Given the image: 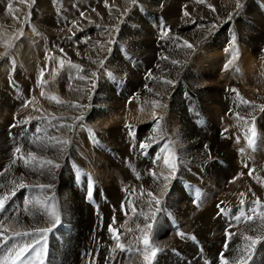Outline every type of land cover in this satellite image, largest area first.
Returning a JSON list of instances; mask_svg holds the SVG:
<instances>
[{"label": "bare ground", "instance_id": "obj_1", "mask_svg": "<svg viewBox=\"0 0 264 264\" xmlns=\"http://www.w3.org/2000/svg\"><path fill=\"white\" fill-rule=\"evenodd\" d=\"M51 1L53 0H42V4L39 2L42 8L41 11L44 10L48 13L57 11L55 13L57 14L56 20L52 22H57L56 26H62L60 31L57 32L62 35V38L60 40L53 37L54 40H58L57 46L53 41L41 46L38 43L33 45L39 53V60L41 59L42 62L38 66L35 64V67H37L34 73L35 76H29L30 78H28L25 70L30 67L25 66L24 70L20 66V64L32 66V64L38 63L37 60L33 63L29 59V57L33 56L30 52L25 51L22 54V58H17L23 52V49L17 46L12 51L10 44L0 43V55L7 53L6 55L19 63L16 68V65L12 68L9 67L11 75L9 74L8 76L10 77H7L11 81H17L18 84L14 82L16 88L8 84L4 76L0 78V115L3 118L0 124V172L2 173L0 175V185H3V187H0V196L3 197L5 193H8L9 197H11L13 190H15V194H20L19 191L22 189L16 187L12 181H15L16 184L24 183L30 187L27 206L21 208L15 216L12 214L5 218L4 221H0V225H10V228L1 236L0 241L12 234L11 232H31L36 227H51L48 216L44 215L43 221H41V217L35 216V213L50 212L51 204L55 203L60 212V223L70 225V233L64 238L62 246L56 240H51L54 237L53 230L55 227L58 228L57 225L47 235L46 243L52 242V248L57 250L56 260H53L56 264H82L83 247H88L92 235L89 233L91 229L85 227L86 223L91 222L92 225L102 220L105 229L103 234H98L97 236H101L103 240L111 242L108 236L114 232L110 228L116 229L115 232L118 231L123 234L124 246L128 248L129 253L107 249L109 262L114 257L113 263H105L106 258L104 255L106 253L103 251L100 258L91 259L89 264H145L143 253L136 254V252L144 246L139 238L144 235V231H146L145 225L148 223L153 224L151 230L148 231L150 241L155 247L161 249L153 264H205L202 257H215L226 241L229 249L225 254V258L229 260V264H232L233 258L246 246L247 242L244 240L246 235L260 236L261 242L252 248L250 255H245V264H264V222L259 219V214L264 212V207L256 205L254 220L247 221L246 219L247 213L248 215L251 214V209L257 199H259L261 205H264V107H262L264 106V54L261 52L262 48H264V37L260 35V28L264 29V15L257 16L255 14V16L249 17L254 28L251 26H241L239 28L235 26L239 22L240 16L237 12L236 0H229L230 2H226V0L225 2H223L224 0H196L194 5L189 6L194 11V17L181 13L185 11V8H182L184 0H137L139 2L137 4H141L137 8V12H141L142 17H139L136 13L129 15V17L126 16L128 19L123 24H129V27L128 29L124 28L121 38L116 40V29L110 28L111 21H115L118 27L119 24L116 18L119 21L120 17L132 5L133 0H114L112 2L111 0H89L92 1L93 13H86L84 10H87V6L80 2V4H77L78 0H54L53 4ZM58 2L60 4H57ZM115 2L117 5H121L120 9L112 5ZM241 2L242 0H240ZM74 6H77V9H74ZM229 6L231 8L229 12H232L231 18L229 21L223 18V21L220 15L227 12L226 9ZM113 7L115 8L113 9ZM78 8L81 13H84V16L81 15L82 18ZM213 9L215 10L213 11ZM1 17L0 23L3 22L4 24L6 18L3 19L4 17ZM76 17L81 18L80 21L83 19L84 22L71 24V28L73 25L78 26V29H74V31H78V34L76 38L70 39L71 33L68 37L65 36L69 33L65 19ZM173 27L175 28V34L179 37H184L187 34H195L197 37V40L192 44V48L184 47L182 51L181 49L179 50L181 51L179 58L183 61L187 60L186 75H183L187 78L186 81L180 76L179 70L174 67L170 68L173 73L172 78L169 76L167 79L158 80V77H162L160 72L166 71L162 70L163 61L159 64L156 63L157 65L153 67L154 69H151V72L149 70L147 72L133 71L131 64L133 62L132 60L129 61V57H127L126 62L120 63L122 54L120 50L116 51L117 49L126 46L125 44L134 45L135 43L136 46H139L142 42L149 48L156 41V38L151 35L152 31L156 29L158 32H169ZM231 28H234V31H231ZM255 30H258L259 34H256ZM48 32H56V30L50 28ZM89 39L100 42V45H98L100 49L96 51L98 53L94 57L92 56L95 53L93 52L94 48L89 44L87 46L83 45V42ZM193 40L195 39L193 38ZM203 41V51H196ZM132 50H127L129 56ZM157 51H165L162 54L163 57L167 54L163 45L162 49ZM135 54L142 60L138 61V63L142 62L141 68L150 67L157 58H153L151 54L146 53V55H138V52H135ZM95 58L98 59L95 61ZM106 58H109V61L106 67H103L105 74L111 73L114 78L111 77L112 80H126L128 86L123 91L126 92L127 88H130V90L123 98H116L114 96L115 93L111 95L109 93L104 96V92L102 93L101 91V97L99 96L98 101H95L96 103H92L93 73L97 71V67L94 68V66L101 64ZM166 59L171 63V59ZM158 60L160 59L158 58ZM61 61H63L62 65ZM119 64H123V68L118 69L116 65ZM77 65L79 66L78 68L76 67ZM35 67L32 66V68ZM4 69L7 68L4 66L0 68V74L4 75L8 72L3 71ZM231 72L233 75L236 73L235 76L238 77V80L241 79L240 83H238L239 81H234L235 77H231L234 80H229ZM214 76H217V79ZM166 80H170L172 83H164ZM30 81L33 82L32 84L37 83L39 85L48 82L47 85H44V89H42L43 87H38L39 91L42 90L44 92L47 86L48 93L46 90L43 95L40 94L39 99L34 104L30 102L31 100L28 97ZM226 85L229 86L231 93L224 90ZM101 87L103 90L105 89L104 86L101 85ZM233 89L236 91H233ZM9 90L15 93V99H11V95H8L7 99ZM183 94L189 97L196 96L199 103V111H202L199 112L195 108L192 109L193 105H187V101L181 98L184 96ZM31 96L30 98L33 99L34 94L33 97ZM53 96L57 97L60 102L58 103L56 100L51 99ZM224 96L228 99L226 102H224ZM241 97L252 106L245 110L239 109L238 113H233L227 118L226 113L232 108L231 102L240 100ZM35 98L33 100H36ZM44 99L45 101L42 102L41 100ZM6 101L15 107L13 113L16 111L20 112L17 118L19 123L27 121L24 126L21 125L20 129H18L20 127L18 123L12 118V114L8 115V117L11 116L10 119L6 116L9 113ZM28 102L31 103V106L29 105L26 108ZM179 104L185 108L182 114L175 107V105ZM89 105H95V109L90 115L86 113ZM127 105L129 108L126 107ZM82 114L87 115V120H84L86 125L83 124L88 132L87 134L98 137L104 144L103 146L105 148L109 146L111 150H113L116 143L117 156L121 153L124 157L120 159L118 165L110 158L111 155L95 151V148L87 141L84 130L85 138L80 145L81 149H83L81 158L84 162L81 165L92 170L99 180L98 182L108 187V189L114 182L107 179L108 176L106 177L105 173L98 169L101 165L104 168V164L110 162L109 165L112 163L116 168L120 165L132 168L133 172L125 175L132 181L135 180L139 170L136 168L140 165L138 164V157L131 155L129 148L124 150V148H121L122 145L119 144H123V142L119 141L126 136L129 145H133V142L128 139L126 124L133 125L131 128L135 134L141 131L139 135L142 132L149 131L151 127L161 128V133L154 134L151 137L150 147L147 149L152 153V158L143 162L142 168L145 165L146 171L136 178L138 186L118 189L114 186L109 189V199L101 204L99 214L101 219L99 216H95L96 213L94 214L95 210L92 209L93 207L87 208L89 213L85 212L86 208L81 207V204L84 203L83 194L72 187L73 176L67 166L70 163V154H72V151L77 150V146L76 140L71 143V136L68 135V131L64 135L62 133L54 134L47 131L46 128L45 140H43V133L39 136L35 135L34 140L29 138L15 142L9 140L10 138L7 139L6 136V132L9 133V131H12V133L14 131L21 133L20 131H22V133H30L31 135L33 131L27 132L26 130L28 129L25 130L24 128L41 127L43 126L42 123L47 125L53 119H62L64 124L67 123L72 128L78 115ZM194 115H204L207 118L208 122L204 128L207 133L206 138L198 133H203V131L197 130V132L196 128L191 126V123L193 124L197 120ZM251 116V119L255 120H249ZM222 117L226 125L223 122L221 123L227 128L220 126L221 123L219 122ZM11 126H15V129H12ZM252 128L255 129V137L251 136ZM223 130H225V133L221 135L220 133ZM63 131L65 132V130ZM75 135L77 134L75 133ZM37 136L41 143L37 141ZM256 136H259L258 140H256ZM89 138L91 137H88V140ZM204 139H207L210 143L208 144L207 141V144H204ZM233 139L238 140L236 147L241 152V156H239L241 160H245L250 164L248 168H255L256 170L252 177L248 178L247 176L244 181H237L232 186H229V190L226 191L225 186H223L224 180L231 179V175L240 171L236 166L238 161L236 162V159L234 161V156L231 154L233 152L228 148L229 145H232ZM65 140L68 141L67 144L60 143ZM255 141L256 143L259 142L257 148L253 145ZM44 145H47V147H44ZM17 147L22 148V153H16L15 149ZM204 148L206 151H204ZM120 149L124 151L121 152ZM37 151L39 152L37 153ZM29 152L34 153L37 160L26 166L24 160L19 157L23 155L25 158L31 159L28 157ZM208 152H210V156ZM248 152L251 153L252 162L245 155ZM225 154L226 156H224ZM165 159H169L171 163L176 165L175 171L172 170L170 164L164 163ZM46 160H52L53 164H59L60 166L54 168L43 163ZM222 162H225V164ZM188 168L193 169V173L200 175V177L190 173ZM134 171L136 172L134 173ZM153 172H155V176H153ZM247 172L248 169L243 168L239 174L243 176ZM164 177H168V179L165 181ZM180 181L186 184L188 193L184 189L180 190L177 188ZM193 183H196L200 189L202 199L201 194L190 190ZM41 184H51L52 188L41 189L38 187ZM165 184L167 185L166 188ZM124 193L130 196V204L126 205V210H121L118 204L124 197ZM130 193L134 195L132 196ZM148 193H152L161 203L155 205L153 202V206L150 209L148 201L152 200V197ZM208 193L215 194V196L209 202H205V198L209 196ZM242 193L243 195H241ZM241 200H244L243 205L240 204ZM47 201L49 202L46 203ZM46 204L48 205L47 209L45 208ZM112 205L114 208H112ZM197 205L201 207L197 209ZM157 207L162 209V211L155 212ZM220 207H224V212L220 213ZM113 212H117L118 215L112 221L110 216ZM153 213H155V222L151 219L147 221L144 219V216L151 217ZM237 215L241 216L240 220L234 219ZM170 219L177 220L176 224L182 223L183 225L172 230L171 236L162 234L155 240L154 238L163 227L166 230L168 229L167 222L164 220L169 221ZM233 221L236 222L233 229L222 228L226 222ZM5 226L0 228V231H3ZM193 232L198 234V241L204 245L203 254L196 260L192 259L198 254L197 244L192 240L194 239ZM180 233L184 235L181 236ZM229 233H232L231 237H229ZM32 239H35V237H28L24 241ZM222 241L223 243H221Z\"/></svg>", "mask_w": 264, "mask_h": 264}, {"label": "rangeland", "instance_id": "obj_2", "mask_svg": "<svg viewBox=\"0 0 264 264\" xmlns=\"http://www.w3.org/2000/svg\"><path fill=\"white\" fill-rule=\"evenodd\" d=\"M45 1H47V0H45ZM54 1V0H53ZM53 1H51L52 2V4L54 3ZM112 1H114V0H111V2ZM222 1V0H221ZM42 4V0H0V5H1V7H0V12H2L1 14H0V16H2L1 18H3V19H5L6 21H4V24H3V22L2 23H0L1 25H0V43L2 44V43H8V44H10V49H12V51L13 50H15V48L17 47V46H19L21 49H23L22 51V53L21 54H19V56L17 57V58H22L23 56H22V54H24V52L26 51H28V52H30L31 53V55H33V56H31V57H29V59L31 60V61H33V63H34V61L36 62V60H37V62L38 63H34V64H32V66L33 67H35V64H37V66L39 65V63L41 62V59L39 60V58H40V56H39V53L37 52V50L33 47V45H35V43H38V44H40V46L41 45H43V44H48L50 41H53L54 42V44L57 46L58 45V40H54L53 39V37H56V38H58V39H60L61 40V38H62V35L61 34H58L57 32L58 31H60V29L62 28V26H56L55 24H57V22L56 23H53V22H55V20H56V16H57V14H55V13H57V11H55L54 13L53 12H45L44 10H42L41 11V4ZM83 3V4H85V6H87V10H84L86 13H93L94 12V9H93V7H92V1H89L88 0V2H87V0H78L77 1V4H80V3ZM184 3H183V6H182V8H185V11H183V12H181L183 15H189V16H192V17H194V15H193V12L194 11H192L191 9H190V7L189 6H192V5H194L195 3H196V0H184L183 1ZM223 2H225V0L223 1ZM226 2H230L229 0H226ZM16 3V4H15ZM22 3V4H21ZM89 3V4H88ZM137 3H139L137 0H136V2L135 3H133L132 2V5L131 6H129V8L127 9V11L123 14V16L122 17H120V19H119V21H118V18H116L117 19V22H118V24H119V26L117 27V23H115V21H111V24H110V28H112V29H116V33H115V35H116V37H115V39L117 40V39H119V38H121V35H122V31L124 30V28H127L128 29V27H129V24L128 25H125V24H123V23H125V21H126V19H128L127 17H129V15H132L133 13H136V14H138V16L139 17H142V15H141V12H137V8H138V6L139 5H141V4H137ZM57 4H60V2H58ZM241 4V7H239V8H237V12H238V14L240 15L239 16V22H237L236 24H235V26L237 27H241V26H251L252 28H254V25H253V23H251V20L249 19V17H253V16H255V14L258 16V15H264V8H262V6H261V4L263 5L264 4V0H242V2L240 3ZM89 5V6H88ZM112 5H114L115 7H118L119 9L121 8V5H117L116 4V2L114 3V4H112ZM246 5V6H245ZM96 6H98L99 7V5L98 4H96ZM40 7V8H39ZM115 7H113V9L115 8ZM131 7V8H130ZM9 8L11 9V10H9ZM256 8V9H255ZM4 9V10H3ZM74 9H77V6H74ZM118 9V10H119ZM131 9V10H130ZM36 10V11H35ZM78 10H79V8H78ZM78 10H76V11H78ZM227 10V12H225V13H221V18H222V20H223V18H225V20H227V21H229V19L231 18V15H232V12L230 13L229 12V10H231V8H230V6L226 9ZM41 11V12H40ZM80 12V17L82 18V16H84V13H83V15L81 16V10H79ZM182 11V10H181ZM38 12V13H37ZM249 12V13H248ZM250 12H252L251 14H250ZM227 13V14H226ZM254 13V14H253ZM258 13V14H257ZM40 14V15H39ZM140 14V15H139ZM243 14V15H242ZM248 14H250V16H248ZM35 15V16H34ZM37 15V16H36ZM45 15V16H44ZM53 15H54V17H53ZM253 15V16H252ZM127 16V17H126ZM53 17V18H52ZM44 20H42V19ZM46 18V19H45ZM49 18V19H48ZM68 18V17H67ZM81 18H79V17H76V18H72V19H65V23H67V30L69 31V33L67 34V35H65L66 37H68L69 35H70V33H71V37H70V39L71 38H76L77 37V34H78V31H74V29H78V26H76V25H73L72 26V28H71V24L72 23H75V24H78V22H84V20L82 19V21H80L81 20ZM41 19V20H40ZM48 19V20H47ZM52 19V20H51ZM79 19V20H78ZM142 19V18H141ZM162 19V18H161ZM7 20H8V22H7ZM40 22H38V21ZM77 20V21H76ZM123 20V21H122ZM13 21V22H12ZM53 21V22H52ZM224 21V20H223ZM46 22V23H45ZM48 22H50V23H48ZM34 23V24H33ZM115 23V24H114ZM42 25H44V26H42ZM42 26V27H41ZM173 26V25H172ZM4 27V28H3ZM117 27V28H116ZM7 30H6V29ZM34 28V29H33ZM50 28H53V29H55L56 30V32H48V29H50ZM44 29H47V30H44ZM136 29V28H135ZM135 29H133V30H135ZM36 30V31H35ZM231 31H234V28L232 29H230ZM12 31V32H11ZM32 31V32H31ZM40 31V32H39ZM264 32V29L262 28H260V35L261 36H263L264 37V33H262V32ZM5 32V33H4ZM10 32V33H9ZM42 32V33H41ZM83 32V31H82ZM13 33V34H12ZM76 33V34H75ZM255 33L256 34H259V31L258 30H255ZM45 34V35H44ZM7 35V36H6ZM56 35V36H55ZM152 37L153 38H156V41H155V45L157 46H155L154 44H152V45H150L149 46V48H147V46H146V44L144 43V42H142L139 46H136V44L134 43V45L133 44H125L126 46H124V47H120V49H117L116 51H119L120 50V52H121V54H122V56H120V58L122 59L121 61H120V63H124V62H126V59H127V57H129L128 59H130L129 61H131L132 60V62L133 63H131L132 64V67H133V71H138V70H140L141 72L142 71H144V72H147L148 70H149V72H151L152 70L151 69H154L153 67L154 66H156L157 64H159V63H162V61L164 62V67L162 66V70H166L165 72H160L161 73V75H162V77L160 78V77H158V80L160 79V80H163V78L164 79H167L169 76L172 78L173 77V73H172V67H174V68H176V69H178L179 70V73H181L180 74V76L182 77V79L183 80H187V78L185 77V76H183V75H186V69H187V60L186 61H183L182 59H180L179 57H180V52L182 51V49L184 48V47H186V46H184V41H187L189 44H193L196 40H197V37L195 36V34L194 35H190V34H187V35H185L184 37H179L178 35H176L175 34V28L173 27V29H171L169 32H166V31H162V32H158L156 29H155V31H152ZM12 38H11V37ZM258 36V35H257ZM140 37H142L141 35H140ZM171 37H173V38H171ZM8 38V39H7ZM10 38V39H9ZM14 38V39H13ZM163 38V39H162ZM193 38L195 39V40H193ZM13 39V40H12ZM12 40V41H11ZM73 40V39H72ZM9 41H11L10 43H9ZM205 41V40H204ZM204 41L201 43V45H199L198 46V49H196V51H199V52H202L203 51V48H202V45L204 44ZM65 42V41H64ZM84 44V46H87V44H89V45H91L93 48H94V51L93 52H95V53H93V57H94V55H96L98 52H96L97 50H99L100 49V47L98 46V45H100V42H98L97 40H94V39H89V40H86V41H84L83 42ZM144 43V44H143ZM161 43V44H160ZM168 43H169V45H168ZM0 44V45H1ZM26 45V47H24ZM28 45V46H27ZM154 45V46H153ZM159 45H160V47H159ZM162 45L166 48V52H167V54H165L164 55V57L162 56V54L163 53H165V51H157V50H160V49H162ZM151 46H153V47H151ZM168 46V47H167ZM99 47V48H98ZM136 47V48H135ZM145 47V48H144ZM28 48V49H27ZM126 49V50H125ZM132 49H134V50H132ZM138 49V50H137ZM156 49V50H155ZM181 49V51H179ZM127 50H132L131 51V54H130V56L127 54ZM140 50V51H139ZM145 50V51H144ZM152 50V51H151ZM168 50V51H167ZM150 51V52H149ZM157 51V52H156ZM135 52L137 53H139L138 55H144L145 53L146 54H151L152 55V57L153 58H156L155 59V61L152 63V65L150 66V67H148V68H146V67H143V68H141V64H142V62H140V63H138V61L140 60V61H142L140 58H139V56H137L136 54H135ZM160 53V55H159V53ZM261 52H262V54H264V48H262V50H261ZM30 53H28V55H30ZM134 55H133V54ZM153 53V54H152ZM7 53H3V54H1L0 55V68H2L3 66L5 67V68H7V69H4L3 71H5V72H7L6 74H0V78L2 77V76H4L5 78H6V82H8V84L11 82V79H8L10 76H8L9 74L11 75V69L10 68H12V67H14L15 65V68L18 66V62L17 61H14L13 59H12V57L10 58L8 55H6ZM145 54V55H146ZM13 55V54H12ZM176 55V56H175ZM238 55V54H237ZM124 56V57H123ZM233 56H235V55H233ZM39 57V58H38ZM38 58V59H37ZM124 58V59H123ZM158 58L160 59V60H158ZM165 58H168V59H171V63L170 62H168L167 61V59L165 60ZM177 58V59H176ZM98 58H95L94 60L96 61ZM163 59V60H162ZM179 59V60H178ZM124 60V61H123ZM137 60V61H136ZM165 60V61H164ZM104 61V62H103ZM102 62H101V64L99 63V65H97V66H94V68L95 67H97V71L95 72L96 73V75H94V79L92 80V88H93V92L91 93L92 94V103H96L97 101H98V99H99V96L100 95H102L101 94V91H102V93L104 94V96L105 95H108L109 93V95H111V94H113V93H115L114 94V96L116 97V98H123V97H125L126 96V93L130 90V88H127V90H126V92H124L123 90H125L126 88L125 87H127L128 86V82L126 81V80H119V81H117L116 79L115 80H112V78H113V76H109V75H106L105 74V72H104V68L106 67V65H107V63H108V61H109V58H106V59H104ZM123 61V62H122ZM172 61H177L178 63H176V65H174L173 63H172ZM183 61V62H182ZM98 62H99V60H98ZM17 63V64H16ZM42 63V62H41ZM157 63V64H156ZM167 63H168V65H167ZM183 65H182V64ZM264 63V62H263ZM137 64V65H136ZM155 64V65H154ZM181 64V65H180ZM185 64V65H184ZM20 66L24 69V67L26 66V67H30L29 69H30V71H29V69H24L25 70V72H27L26 73V75L28 76V78H30V77H33V76H35V69H37V67H35V68H32V66L30 65H23V64H20ZM123 64H119V65H116V67L118 68V69H121V68H123ZM226 66V65H225ZM10 67V68H9ZM104 67V68H103ZM152 67V68H151ZM171 68V69H170ZM181 68V69H180ZM183 68H185V69H183ZM226 68V67H225ZM33 69V70H32ZM236 69V68H235ZM32 71V72H31ZM182 71V72H181ZM1 72V71H0ZM29 73V74H28ZM32 73V74H31ZM94 73V74H95ZM98 73V74H97ZM165 73V74H164ZM103 74V75H102ZM164 74V75H163ZM172 76H171V75ZM233 75V73L231 72L230 73V79L229 80H234V79H231V77H235V80L234 81H239L238 83H240L241 82V79L240 80H238V77H236L235 75H236V73H234V75ZM138 75V74H137ZM30 76V77H29ZM116 76H118L117 74H116ZM164 76V77H163ZM8 77V78H7ZM112 77V78H111ZM178 78H180V77H178ZM214 78L215 79H217V76H214ZM104 79V80H103ZM107 79V80H106ZM114 79V78H113ZM112 80V81H111ZM94 81V82H93ZM111 81V82H110ZM14 82H15V80H14ZM122 82V83H121ZM131 82V81H130ZM16 84H18L17 83V81L15 82ZM30 85H29V90H30V92L28 93V97H29V99L31 100L30 102H32V104H34V102H37V100L39 99L38 97H40V94H42V93H44V92H46V90L48 89L47 88V86H46V89H45V91L44 92H42V90L41 91H39L38 90V87H40V88H42V89H44V85H47L48 84V82L47 83H42V84H37V86H35V88L34 89H30V87L31 86H33V85H35V83L34 84H32L33 82L32 81H30ZM100 83H101V85L102 86H104L105 87V89L103 90V88L101 87V85H100ZM107 83V84H106ZM119 85L118 87H115L114 85ZM106 85V86H105ZM38 91H37V90ZM95 89V90H94ZM121 89V90H120ZM225 91H227V92H229L230 91V93H231V90L229 89V86L228 85H226L225 86V89H224ZM118 91V92H117ZM35 92V93H34ZM37 92V93H36ZM38 92H39V94H38ZM47 93H48V90H47ZM33 94H34V97H33ZM8 95L10 96V98L12 99H15L16 98V95H15V93L13 92V91H11V90H9L8 91V93H7V99H8ZM32 95V96H31ZM184 96H182L181 98L184 100L185 99V101H187V105H189V106H191V105H193L191 108L192 109H196L197 111H199V103H198V100H197V97L196 96H187L186 94H183ZM198 95H199V93H198ZM30 96L31 97H33V99L35 98L36 100H33L32 98H30ZM101 97V96H100ZM224 98V102H226L228 99H227V97H223ZM232 98H235V97H232ZM242 98V97H241ZM191 99V100H190ZM42 102H44L45 101V99L44 100H41ZM96 101V102H95ZM134 101V100H133ZM242 101H246L244 98H242V99H240V100H237V101H235V102H231L232 103V108L226 113V117L228 118L230 115H233V113H238L240 110H245V109H247L248 107H251L252 105L247 101V103H244V102H242ZM30 102H28L26 105V108H28L29 107V105L31 106V103ZM193 103V104H192ZM8 104V105H7ZM130 104V103H129ZM128 104V105H129ZM236 104V105H235ZM249 104V105H248ZM6 105H7V107H8V109H9V113L6 115L7 117H8V115H11L12 116V118H14V121H16V123H18V126H20V127H18V129H20L22 126H24V123L23 122H21V123H19V121H17L18 119V117H19V113L16 111V112H14L13 113V111H14V106H12L11 104H9L7 101H6ZM75 105V104H74ZM128 105L126 106L127 108H129L128 107ZM197 105V106H196ZM179 106V107H178ZM140 107V106H139ZM175 107H176V109L182 114L183 112H184V110H185V108H184V106L183 105H181V104H179V105H175ZM198 107V108H197ZM94 109H95V105H92V106H90L89 105V107L87 108V114L88 115H90V114H92L93 113V111H94ZM240 109V110H239ZM11 110H12V112H11ZM237 110V111H236ZM19 111V110H18ZM202 111V110H201ZM201 111H199V112H201ZM80 112H82V111H80ZM79 112V113H80ZM192 112H196V111H192ZM85 113V114H86ZM85 114H82V115H78V117H77V119H76V121L74 122V124H73V126H72V128L71 127H68L69 125L67 124V123H63V120L62 119H59V120H55V119H53L50 123H48L47 125L45 124L44 125V123H42V125L43 126H41V127H32V128H29V127H26V128H24L25 130L26 129H28V130H26L27 132H29V131H33V134H31L30 135V133L29 134H27V135H29V138H30V140H34L35 139V135H41L42 133H43V140H45L46 139V132L47 131H50V132H53L54 134H61L62 133V135H64V134H66V132L68 133V135H70L71 136V143L72 142H74V140H76V146H77V150L76 151H72L71 153L72 154H70V161H75L76 159V162L78 163V164H82L84 161H83V159L81 158V155H82V152H83V149H81V147H80V145L83 143V141H84V138H85V133H86V137H87V141L89 142V144L91 143V145H92V147L93 148H96V146H97V144H98V141H100V139L98 138V137H93V135L92 134H87L88 132L85 130V126L84 125H86V123H85V121L87 120V115H85ZM197 114V113H196ZM14 115V116H13ZM11 116H9L8 117V119H10V117ZM194 116H196L197 117V120L192 124L191 123V126H193L194 128H196V131L198 130V131H203V133H200V132H198L200 135H202L204 138H206L207 137V133L204 131V128L206 127V125H207V122H208V120H207V118L204 116V115H194ZM85 117V118H84ZM79 118V119H78ZM252 118V116L249 118V120H255V119H251ZM2 117H1V115H0V124L2 123ZM85 120V121H84ZM222 120V121H221ZM56 121V122H55ZM79 121V122H78ZM58 122V123H57ZM84 122V123H83ZM221 122H223L224 124H225V120L223 119V117L220 119V122L219 123H221ZM15 123V124H16ZM23 123V124H22ZM52 123V124H51ZM55 123V124H54ZM223 123H221L220 124V126H223V128H225L226 126V124L224 125ZM54 124V125H53ZM61 124V125H60ZM67 124V125H66ZM84 124V125H83ZM22 125V126H21ZM64 125V126H63ZM133 126V125H130V124H126V126ZM227 125H228V123H227ZM49 126V127H48ZM52 126V127H51ZM83 126V127H82ZM82 127V128H81ZM228 127H229V125H228ZM11 128L13 129H15V126H11ZM46 128H47V131H46ZM60 128V129H59ZM81 128V129H80ZM227 128V127H226ZM11 129V130H12ZM35 129H36V131H35ZM43 129V130H42ZM53 129V130H52ZM55 129H56V131H55ZM65 130V132L63 131V130ZM73 129V130H72ZM83 129V130H82ZM126 129H127V131H128V135H130V133H129V130H128V127H126ZM143 129V128H142ZM84 130H85V133H84ZM151 130V131H150ZM152 130H153V132H152ZM43 131V132H42ZM70 131H72V132H70ZM83 131V132H82ZM150 131V132H149ZM149 131H145V132H142L140 135H139V133L141 132V131H139V132H137L136 134L138 135V138L137 139H134V138H130V140L133 142V145H129V143H128V140H127V138H126V136H124V138H123V140H120L119 142H123V144H121V143H119L120 145H122V147L121 148H124V150H126L125 148H129L130 149V153H131V155L133 154V155H135V156H137L138 157V164H140L139 165V167H136L137 169H139L140 170V172H139V170L137 171V176H136V178H138V176L140 175V174H142V173H144L145 171H146V167H145V165L143 166V168H142V164H143V162L144 161H146V160H150L151 158H152V153L148 150V149H146V150H144V149H139L140 148V145L142 144V143H144V141L146 142V141H148L149 140V137L151 138L152 136H154V134H158V133H161V128L160 127H151L150 129H149ZM11 132V133H10ZM21 133H22V131H20ZM149 132V133H148ZM16 133V131H14V133H12V131H9V133L8 132H6V136H7V139H9V140H12V141H17V140H24V139H29V138H22V136H23V134L24 133ZM40 133V134H39ZM72 133V134H71ZM75 133L77 134V135H75ZM132 133H134V132H132ZM225 133V130H223V131H221V135H223ZM9 134H12V135H9ZM26 134V133H25ZM120 134H123V133H120ZM135 134V133H134ZM22 135V136H21ZM67 135V136H68ZM79 135V136H78ZM88 135V136H87ZM38 136H37V138H38ZM74 136H76L75 138H74ZM122 136V135H121ZM18 137V138H17ZM45 137V138H44ZM88 137H91V138H89V140H88ZM142 137H144V138H142ZM235 137V136H234ZM36 138V139H37ZM81 138H83V139H81ZM77 139H79V140H77ZM259 139V136H256V140H258ZM234 140V139H233ZM232 140V141H233ZM37 141H39V138L37 139ZM79 141V142H78ZM82 141V142H81ZM207 139H204V141H203V143L204 144H207ZM238 141V140H237ZM40 142V141H39ZM263 142H264V135H263ZM41 143V142H40ZM80 143V144H79ZM127 143H128V145H127ZM210 142L208 141V144H209ZM254 143V142H253ZM252 143V144H253ZM255 143H256V141H255ZM253 144L254 145V147L256 146V144ZM90 145V146H91ZM104 145V144H103ZM127 145V146H126ZM233 145V144H232ZM232 145H229V149L231 150V152H233V153H231L232 154V156H234L233 158H234V161H235V159H236V166H237V169L238 170H240V172H241V170H243V168L244 169H248V172L246 173V174H243V176H241L238 172H237V174H234V175H231L232 176V178H233V181H231V180H228V179H230V178H228V179H225L224 180V182H223V186H225V189H226V191H228L229 190V186H232V184H234V183H236L237 181L238 182H242V181H244L245 179H247V176H248V178H250V177H252V175L254 174V171L256 170L255 168L254 169H250V168H248L249 167V165L250 164H248L245 160L244 161H242L241 160V158L239 157V156H241V152H240V150H238V147H236V145H234V146H232ZM205 146V145H204ZM109 147V146H108ZM107 146H106V148H108ZM150 147V146H149ZM148 147V148H149ZM115 148H116V143H115V146L113 147V152L115 153V157L114 156H112L111 154H108L109 156H110V158L112 159V160H114L115 161V163H117L118 165H119V162H120V159H123L124 157H123V155L120 153V155L119 156H117V153H116V150H115ZM120 148V147H119ZM119 148H118V150H119ZM225 149H227V148H225ZM233 149V150H232ZM104 151H105V149H103ZM121 150V152H123L124 150L123 149H120ZM234 150H235V152H234ZM136 151V152H135ZM204 151H206L205 150V148H204ZM227 151H228V149H227ZM39 151H37V153H38ZM77 152V153H76ZM81 152V153H80ZM113 152H111V153H113ZM120 152V151H119ZM135 152V153H134ZM138 152V153H137ZM238 152V153H237ZM149 153V154H148ZM208 153H210V152H208ZM240 154V155H239ZM139 155V156H138ZM141 155V156H140ZM151 156V157H150ZM156 156H159V155H156ZM224 156H226V154L224 155ZM16 157V156H15ZM18 158V157H17ZM247 159H249V161H251L252 162V160L253 159H251V158H247ZM80 160V161H79ZM199 160V159H198ZM140 161V162H139ZM71 163V162H70ZM110 163V162H109ZM109 163H107V164H104V168H103V165H101V167H99L98 169L100 170V171H102V172H104L105 173V176L107 177V179H109L110 181L112 180L113 182H114V184H111V187L109 188V189H112L114 186H116V189H118V188H123V187H128V186H133V187H137L138 186V181L136 180V178H135V180H131V179H128V177L127 176H125L126 174H128L129 172H133V169L132 168H130V167H124L123 165H120L118 168H116V166L114 165V164H112L111 163V165H109ZM223 163V162H222ZM239 163V165H237ZM223 164H225V162L223 163ZM243 164V165H242ZM246 164V165H245ZM248 164V165H247ZM99 165V164H98ZM122 166V167H121ZM243 167V168H242ZM122 170H121V169ZM127 168V169H126ZM131 170H129V169ZM145 168V169H144ZM118 169V170H117ZM183 169V168H182ZM105 170V171H104ZM125 170V171H124ZM184 170V169H183ZM253 170V171H252ZM188 171L190 172V173H192V174H194L193 173V169H191V168H188ZM136 171H134V173H135ZM1 173V172H0ZM113 173V174H112ZM249 173H251V174H249ZM108 174V175H107ZM249 174V175H248ZM195 175V174H194ZM111 178H110V177ZM196 177H200V175L198 176V174H196L195 175ZM237 176V179H234V177H236ZM231 178V179H232ZM242 178V179H241ZM125 179V180H124ZM228 180V181H227ZM240 180V181H239ZM125 181V182H124ZM185 181V180H184ZM97 183H99V185L100 186H102L101 184H100V182H97ZM128 183V184H127ZM180 183H182L185 187H186V184H184L183 182H181L180 181ZM118 184V185H117ZM191 184V183H190ZM225 184V185H224ZM118 186V187H117ZM103 188H104V190L106 189V192H107V196L109 197V192H110V190L108 189V187H106V186H102ZM177 188L178 189H183L181 186H180V184H178L177 185ZM21 191V192H20ZM19 191V195H24V194H26L27 193V196L29 197V194H30V187L29 186H27V188H25V191H24V188L22 189V190H20ZM226 193V192H225ZM38 194H39V192H38ZM209 194V193H208ZM130 195H134V194H132V193H130ZM84 196V195H83ZM215 196V194H212V193H210L209 194V196L207 197V198H205V202H209L210 200H211V198L212 197H214ZM220 196H221V194H220ZM1 197V196H0ZM53 198H54V196H53ZM108 198H106L103 202H106V200H107ZM85 200V199H84ZM217 200H218V198H217ZM85 203V202H84ZM84 203H82L81 204V207H83L84 209L86 208V210H85V212H87V213H89V211L87 210V208H92L93 207V205L92 206H89L88 204H84ZM130 204V202L127 204V206ZM83 205V206H82ZM93 210H95L94 211V214H95V216H99V214H100V211H98L96 208H92ZM97 210V211H96ZM100 217V219H101V216H99ZM133 218V217H132ZM177 220H179L178 218H177ZM102 222V223H101ZM99 225V226H98ZM180 225H183L182 223H178V224H175L174 226V228L173 227H170V231H172V230H174L175 228H177V227H179ZM2 226H5L4 224L2 225ZM10 225H6L5 227H4V229H8V228H10L9 227ZM57 227L58 228H56L55 227V229H58V231H60V232H62V234H63V236H64V238L65 237H67L68 235H69V233H70V225L69 224H67V223H65L64 225L63 224H61V223H59V224H57ZM87 229H91L90 231H89V233H91V234H94V233H97V235L98 234H103V231H104V223H103V220L102 221H99V223H97V224H92L91 225V222H87L86 223V226H85ZM92 227V228H91ZM101 227V228H100ZM63 228V229H62ZM94 228V229H93ZM228 229V228H227ZM99 230H100V232H99ZM107 231H108V229H107ZM228 231H232V230H228ZM224 232V231H223ZM12 234H13V232H11ZM85 233H86V229H85ZM162 234H166V235H172V233L171 232H169V229H165L164 227L159 231V233L157 234V236L154 238L155 240L157 239V237L158 236H160V235H162ZM213 235V234H212ZM165 236V235H164ZM0 240H1V236H0ZM57 241V240H56ZM58 242V241H57ZM59 245H61L60 243H58ZM63 244H64V242H63ZM62 244V245H63ZM125 245V240L123 239V246ZM50 249V250H49ZM47 254L48 253H50L51 251H54L55 249H53L52 248V242H47ZM119 252H121V251H119ZM127 254L129 253V250H127V252H126ZM108 258H109V256H108Z\"/></svg>", "mask_w": 264, "mask_h": 264}, {"label": "snow or ice", "instance_id": "obj_3", "mask_svg": "<svg viewBox=\"0 0 264 264\" xmlns=\"http://www.w3.org/2000/svg\"><path fill=\"white\" fill-rule=\"evenodd\" d=\"M136 0H133V3H135ZM236 6L237 8L241 7L240 4V0H236ZM9 10H11L9 8ZM215 9H213L214 11ZM81 15H83V13H81ZM234 41V38H233ZM184 46L188 47V48H192L193 45L189 44L187 41H184ZM61 51H63V49H61ZM173 64L178 63L177 61H172ZM63 64V61H61V65ZM77 68L79 67L78 65L76 66ZM93 75H95L93 73ZM109 76H111V73H108ZM164 83H168L171 84L172 81L170 80H166L164 81ZM233 91H236L235 89H233ZM43 95V93H42ZM51 99L56 100L58 103L60 102L58 100L57 97L53 96L51 97ZM242 99V98H241ZM244 103H247V101H242ZM155 103V102H154ZM264 107V106H262ZM243 119V118H241ZM24 123H27V121H24ZM71 127V126H68ZM129 133L131 134L133 132V129L131 128V126H127ZM256 132L255 129L252 128L251 129V136L255 137ZM151 142V138H149L148 141L142 143L140 145L141 149L146 150L149 147V143ZM61 144H67L68 141H61ZM44 147H47V145H44ZM166 150V149H165ZM16 153H22V148L21 147H17L15 149ZM210 156V153H209ZM28 157H30L31 159L25 158L23 155H21L19 158L24 160L25 165L27 166L29 163L34 162L37 160V157L35 156L34 153L29 152L28 153ZM43 163L47 164V165H51L54 168H58L60 165L59 164H53L52 160H46ZM165 164H170L171 168L173 171L176 170V165L174 163H171V161L169 159H165L164 160ZM43 174V173H42ZM153 176H155V172L152 173ZM251 174V173H249ZM0 175H2V173H0ZM168 179V177H164V180L166 181ZM13 184L16 185V187L18 188H27V185L24 183H19L16 184L15 181H12ZM165 188L167 187V185H164ZM0 187H3V185H0ZM39 188L41 189H51L52 185L51 184H41L38 185ZM90 194V193H89ZM11 195H15V190L12 191ZM148 195L150 197H152V200L148 201V205L149 208L151 209V207L153 206V202L155 205H159L161 203V201L157 198H155L153 196L152 193H148ZM243 195V193L241 194ZM9 199V194L5 193L3 195V197H0V212H3L5 210V202ZM240 204L243 205L244 204V200L240 201ZM256 205H259L261 207H264V205H261V202L259 201V199H257L251 209V214L247 215L246 219L247 221H253L254 220V216L256 214ZM219 207V206H218ZM45 208H48V205H45ZM220 212H224L223 208L219 209ZM162 209L160 208H156L155 212H161ZM46 215L49 218V221L51 223V227H36L33 231H24V232H15L13 234H10L7 239H11L13 236L21 238V240H23L24 237H35V239H32L30 241H24V242H20V243H15L13 244L11 247L6 248V254L3 257V260H0V264H24L25 260L28 261V264H45V260L47 258V235L48 233L52 232L53 228L60 223V212L57 209V205L55 203L51 204V211L48 212L46 211L45 213L41 214L39 212L35 213V216H39L41 217V221H43V216ZM34 216V218H35ZM144 219L147 221L149 219H151L153 222H155V213H153V215L151 217L149 216H144ZM234 219L236 220H240L241 216L237 215L234 217ZM259 219L264 222V212H261L259 214ZM153 224L152 223H148L145 225V229L146 231H144V235L139 238L142 241V244L144 245L143 248V259L145 261V264H153V262L155 261L158 253L161 251L160 248L155 247L149 238L148 235V231L151 230ZM3 226L0 225V228H2ZM111 231L115 232L116 229H111ZM7 229H3V231H0V236H3V233L6 232ZM181 236H183V233H180ZM229 237H231L232 233L228 234ZM117 240H119V237H116ZM244 240L247 242L246 246L243 248V250L237 254V256H235L232 260V264H245V255H250L252 248L259 244L261 242V237L260 236H252V235H246L244 236ZM121 249H123V245H120ZM225 249H227V244H225ZM31 257V259H28V257ZM220 260V264H229V260L225 258L224 253L222 252L220 254L219 257Z\"/></svg>", "mask_w": 264, "mask_h": 264}]
</instances>
